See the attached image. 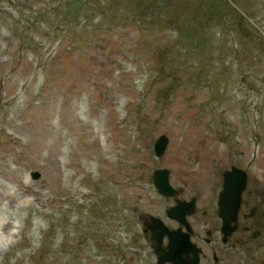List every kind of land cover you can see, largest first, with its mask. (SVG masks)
<instances>
[{
    "label": "rangeland",
    "instance_id": "374dc122",
    "mask_svg": "<svg viewBox=\"0 0 264 264\" xmlns=\"http://www.w3.org/2000/svg\"><path fill=\"white\" fill-rule=\"evenodd\" d=\"M79 1L0 0V264H157L154 171L198 228L225 171L264 177V0Z\"/></svg>",
    "mask_w": 264,
    "mask_h": 264
},
{
    "label": "water",
    "instance_id": "95a60500",
    "mask_svg": "<svg viewBox=\"0 0 264 264\" xmlns=\"http://www.w3.org/2000/svg\"><path fill=\"white\" fill-rule=\"evenodd\" d=\"M167 145L168 139L166 137L163 136L158 140L155 146V151L158 157H161L165 153ZM169 176L170 172L168 170L155 172V186L162 195L173 197L177 195V191H175L170 185ZM34 177L35 179H38L39 175L34 174ZM224 177V190L220 194L218 206L220 208L219 216L224 222L223 232L229 236L237 229V227H232V223L237 222L238 219V212L242 202V194L247 186V174L242 170L233 168L232 171L227 172ZM195 203V199H193L190 203L178 202V205L168 210L167 214L170 218L188 226L186 217L187 215L195 213ZM152 220L154 221V224L151 226L153 231L152 239L155 242L156 252L159 255V263L165 264L167 262H172L174 264H183L181 251L179 250L189 242V236L183 235L182 231L171 234L168 232L162 221L154 218H152ZM165 234H169L170 253H164L162 250V243ZM182 236L186 238L183 241L181 238Z\"/></svg>",
    "mask_w": 264,
    "mask_h": 264
},
{
    "label": "flooded vegetation",
    "instance_id": "af4514ba",
    "mask_svg": "<svg viewBox=\"0 0 264 264\" xmlns=\"http://www.w3.org/2000/svg\"><path fill=\"white\" fill-rule=\"evenodd\" d=\"M254 183V188L256 189L255 195L253 197L247 196L248 198H245L244 205L249 206L254 202L264 208L263 187L256 180ZM177 228L174 227L171 230ZM257 229L261 232L260 227ZM248 234L252 237L253 231L243 230L241 235H233L228 243L224 244V236L221 233L220 225L214 221H205L199 224V228L196 226L192 227L190 238L201 250L200 264H248L251 251L249 248L250 240ZM189 257L190 259L193 257L192 252L189 253Z\"/></svg>",
    "mask_w": 264,
    "mask_h": 264
},
{
    "label": "bare ground",
    "instance_id": "6f19581e",
    "mask_svg": "<svg viewBox=\"0 0 264 264\" xmlns=\"http://www.w3.org/2000/svg\"><path fill=\"white\" fill-rule=\"evenodd\" d=\"M106 92L108 93L107 90H104L103 93H102V98L103 99L106 98ZM196 144H197L196 140H192L190 142H187V144L186 143L181 144L180 149H182V150L187 149L188 150V157H187L188 161L185 158L181 157L178 160H176V163H186V162H188V163H186L187 165H189L190 167L194 166V163H195V157L194 156H195V152H196ZM149 162L150 161H148L147 163H149ZM188 174L189 175H193L194 173H193V171L189 170ZM7 222H8V218L6 216H4V215L0 216V231H1V228L5 224H7ZM0 240H3V242H6L2 238L1 234H0ZM6 244H8V242L4 243L3 245H6Z\"/></svg>",
    "mask_w": 264,
    "mask_h": 264
},
{
    "label": "trees",
    "instance_id": "16d2710c",
    "mask_svg": "<svg viewBox=\"0 0 264 264\" xmlns=\"http://www.w3.org/2000/svg\"><path fill=\"white\" fill-rule=\"evenodd\" d=\"M82 3V0L78 2V4H81Z\"/></svg>",
    "mask_w": 264,
    "mask_h": 264
}]
</instances>
